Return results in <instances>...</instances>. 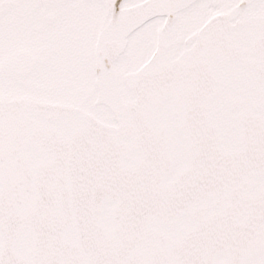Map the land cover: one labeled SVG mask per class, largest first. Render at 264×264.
Returning <instances> with one entry per match:
<instances>
[{"label":"snow or ice","instance_id":"6c2138e0","mask_svg":"<svg viewBox=\"0 0 264 264\" xmlns=\"http://www.w3.org/2000/svg\"><path fill=\"white\" fill-rule=\"evenodd\" d=\"M0 264H264V0H0Z\"/></svg>","mask_w":264,"mask_h":264}]
</instances>
